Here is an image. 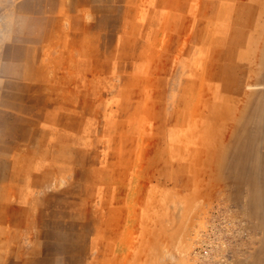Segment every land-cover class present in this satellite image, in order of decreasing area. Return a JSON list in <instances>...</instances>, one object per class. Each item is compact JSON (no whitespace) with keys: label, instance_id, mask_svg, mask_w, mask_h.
Segmentation results:
<instances>
[{"label":"rangeland","instance_id":"374dc122","mask_svg":"<svg viewBox=\"0 0 264 264\" xmlns=\"http://www.w3.org/2000/svg\"><path fill=\"white\" fill-rule=\"evenodd\" d=\"M0 264H264V0H0Z\"/></svg>","mask_w":264,"mask_h":264},{"label":"clouds","instance_id":"9594fccd","mask_svg":"<svg viewBox=\"0 0 264 264\" xmlns=\"http://www.w3.org/2000/svg\"><path fill=\"white\" fill-rule=\"evenodd\" d=\"M15 23H16V21L13 17L8 16L5 18H0V26H2V25H13Z\"/></svg>","mask_w":264,"mask_h":264}]
</instances>
